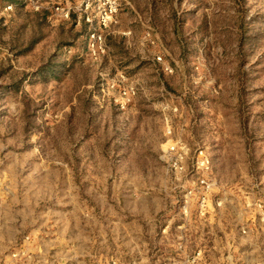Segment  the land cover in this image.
<instances>
[{
    "label": "rangeland",
    "instance_id": "1",
    "mask_svg": "<svg viewBox=\"0 0 264 264\" xmlns=\"http://www.w3.org/2000/svg\"><path fill=\"white\" fill-rule=\"evenodd\" d=\"M93 217L264 264V0H0V264H122L77 250Z\"/></svg>",
    "mask_w": 264,
    "mask_h": 264
},
{
    "label": "crops",
    "instance_id": "2",
    "mask_svg": "<svg viewBox=\"0 0 264 264\" xmlns=\"http://www.w3.org/2000/svg\"><path fill=\"white\" fill-rule=\"evenodd\" d=\"M44 219L39 218L38 224H42L44 222ZM90 219L92 220L90 221V225H92L90 229V233L92 235L88 234L90 236H88L87 239H85L82 245L81 246L77 245L78 247L77 250H89L94 256H101L103 258H116L117 257L120 260H122V264H146L147 262L148 264L150 262L152 264L151 260L153 258L159 255H163V254L167 255V254L174 253L171 247L169 248V244H170L169 239L165 237L162 238V235H160V230L164 226V224L162 222H158V220L156 222V219L152 223L150 222L146 223L145 221L141 222L142 228L138 230L136 229L138 232L137 234L128 233L126 231V228L124 227L125 224L119 223L120 225H122L123 228H117L118 233L115 232L117 235V237L115 236V238L111 236L112 232L110 231L108 227L109 219L104 218L103 220L105 221H100V222L97 221V219H95L94 217ZM133 224H135V222ZM141 230H142V233H140ZM96 231H98L97 232L98 236L95 239ZM146 232L150 234L148 235L151 237L150 240L153 241V239H155L157 246L159 248H165L166 250L153 251L152 254H151L150 248L149 249L145 248L144 250V247H146L145 237H147L144 233ZM133 235L142 236L143 238L141 237L137 239ZM133 240H135L136 242H134ZM55 246L57 247V244H55ZM79 247L81 248L79 249ZM59 250H61V247H59ZM127 258H130L128 259L129 261H127ZM153 264H161V263L158 261H154Z\"/></svg>",
    "mask_w": 264,
    "mask_h": 264
},
{
    "label": "built area",
    "instance_id": "3",
    "mask_svg": "<svg viewBox=\"0 0 264 264\" xmlns=\"http://www.w3.org/2000/svg\"><path fill=\"white\" fill-rule=\"evenodd\" d=\"M168 143H171V142H167L166 144L167 148H165L166 150H164L166 155L162 156V159L165 156L170 157L169 160H170V165L172 167V170L174 172L176 171L180 172L181 170H183L180 165L181 161L183 160V153L179 150H182L183 148H179L178 150L175 144L171 143L170 145H168ZM195 168L200 170L204 174H208L210 171V162L208 160V157L204 154L202 150H198L196 154ZM199 183L201 186L208 188V186L206 185L205 179H201ZM187 195L190 196V191L187 192ZM204 207H205V199L201 197L198 199V211L201 215L204 214ZM17 256L19 255L16 254V252L10 253L8 257L6 258L7 261H5V264H14Z\"/></svg>",
    "mask_w": 264,
    "mask_h": 264
}]
</instances>
